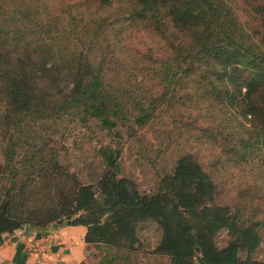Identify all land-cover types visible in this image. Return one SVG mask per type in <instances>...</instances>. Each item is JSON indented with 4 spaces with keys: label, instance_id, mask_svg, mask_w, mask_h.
Here are the masks:
<instances>
[{
    "label": "trees",
    "instance_id": "obj_1",
    "mask_svg": "<svg viewBox=\"0 0 264 264\" xmlns=\"http://www.w3.org/2000/svg\"><path fill=\"white\" fill-rule=\"evenodd\" d=\"M90 5L115 16L110 21L88 16ZM129 26L165 40L167 56L157 59L122 44L118 30ZM247 34L225 0H81L60 6L47 0H0V133L6 145L0 162V197L6 198L5 214L19 218L17 206L27 202L24 196L31 197L29 178L49 172L63 197L72 198L83 211L70 225L102 224L105 241L93 243L105 251V263L98 264H112L115 256L128 264L135 224L145 220L161 226L157 246L173 264H189L195 247L198 264H243L238 252H251L259 245L262 223L217 203L214 183L192 154L184 151L171 174L161 177L165 187L138 195L118 176L119 148L103 147L106 172L94 195L71 174L66 185L69 173L57 153L46 152L55 126L65 116L80 123L97 121L110 132L143 127L157 108L166 106L170 111L163 119L178 125L173 139L188 131L189 138L195 136L193 142H199L200 130L194 124L198 99L215 104L229 99L234 104L240 97L242 116L250 114L256 122L250 137L264 136V59ZM48 74L53 83L62 79L72 85L70 95L42 112L18 108L14 116L8 115L4 98L18 97L26 77L40 81ZM250 137L238 140L241 154L251 147ZM40 210L43 220L55 218V211ZM107 217L109 224L100 223ZM219 230L228 236L220 248L212 239Z\"/></svg>",
    "mask_w": 264,
    "mask_h": 264
},
{
    "label": "rangeland",
    "instance_id": "obj_2",
    "mask_svg": "<svg viewBox=\"0 0 264 264\" xmlns=\"http://www.w3.org/2000/svg\"><path fill=\"white\" fill-rule=\"evenodd\" d=\"M47 1L51 5L60 6L73 5L81 0ZM225 1L239 24L248 33L247 36L250 35L249 43L255 52L264 59L262 23L264 0ZM88 10L92 11L88 16L94 18L102 16L110 21L115 16L107 9L99 10L92 5L88 6ZM117 35L122 44L140 54L146 51L157 59L167 56V42L141 27L129 26L126 29L122 27L119 28ZM50 78L51 74L40 81L36 76L26 77L18 90V97H12L10 94L4 98L7 114L14 116L18 108L42 112L57 103L64 95H70L72 85L62 79L56 84L51 82ZM239 98L234 99V102L236 101L234 104L229 99L224 100L222 104L198 99L197 119L194 124L200 130L196 131L201 138L199 142H193L196 137H192L193 140L189 138L188 131L173 139L178 133V125L163 119V113L170 111L166 106L157 108L153 120L143 127L132 129L118 127L110 132L97 121L80 123L73 116H65L55 126L46 153H49L50 149L57 153L60 165L69 173L65 179L66 185L72 181L71 174L79 184L89 186L95 195L99 190L101 177L106 172L100 150L106 146L118 147V176L123 177L128 188L136 191L138 195H150L160 187H165L166 182H161V177L165 173L171 174L175 160L186 151L194 156L210 176L214 183L217 203L226 204L232 210H242L244 217L262 223L259 228V245L251 252L245 250L238 252V256L243 264H249L251 261L264 262V136L257 133V137H250L256 122L250 114L242 116L241 112L245 111V108L238 106L243 103ZM249 137L251 147L245 150V154H241L238 140H247ZM5 149L6 145L0 133V162ZM21 162L25 166L24 161ZM55 181L49 172L29 178L27 192L31 197L24 196L27 202L16 208L18 212L21 210L22 215L19 218L9 216L20 223L18 226L20 230L15 232L26 228L32 230L31 234L35 236L53 235L56 228L68 226L67 224L72 223L83 213L74 206L72 198L63 197L64 194L60 193V187ZM165 203L169 205L168 202ZM5 204L6 198L1 196L0 210ZM45 208L51 209V212L55 211V218L52 221L43 220L45 218L41 217L43 214L40 209ZM31 219L40 225H34L35 221L31 223ZM108 219L107 217L100 223L105 221L109 224ZM90 231L93 236L87 243L91 245L85 246V259L81 264L105 263V258H102L104 248L93 246V243L105 241L106 234L102 233V224L93 225ZM161 234L162 228L155 220L137 222L134 234L136 241L128 244L130 249L127 254L128 264H173L168 254L157 246ZM212 239L220 248L226 244L228 236L225 230H219ZM120 242H124L123 237L120 238ZM198 257L200 253L195 247L189 264H198ZM112 264H121L118 256H115Z\"/></svg>",
    "mask_w": 264,
    "mask_h": 264
},
{
    "label": "crops",
    "instance_id": "obj_3",
    "mask_svg": "<svg viewBox=\"0 0 264 264\" xmlns=\"http://www.w3.org/2000/svg\"><path fill=\"white\" fill-rule=\"evenodd\" d=\"M67 225L56 228L53 235L35 236L26 228L15 232L20 230L18 226L0 232V263L81 264L85 246L91 245L87 242L93 236L90 231L93 225Z\"/></svg>",
    "mask_w": 264,
    "mask_h": 264
},
{
    "label": "water",
    "instance_id": "obj_4",
    "mask_svg": "<svg viewBox=\"0 0 264 264\" xmlns=\"http://www.w3.org/2000/svg\"><path fill=\"white\" fill-rule=\"evenodd\" d=\"M20 223L16 220L9 218L5 214L4 206L0 210V232L9 231L12 228L19 226Z\"/></svg>",
    "mask_w": 264,
    "mask_h": 264
}]
</instances>
